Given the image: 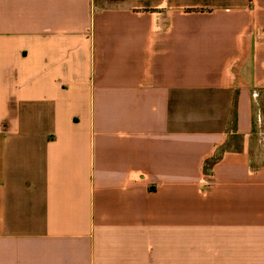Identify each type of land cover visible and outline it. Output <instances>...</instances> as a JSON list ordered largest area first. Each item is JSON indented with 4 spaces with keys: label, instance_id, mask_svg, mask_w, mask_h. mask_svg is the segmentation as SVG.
<instances>
[{
    "label": "crops",
    "instance_id": "0c3cea01",
    "mask_svg": "<svg viewBox=\"0 0 264 264\" xmlns=\"http://www.w3.org/2000/svg\"><path fill=\"white\" fill-rule=\"evenodd\" d=\"M263 121L264 0H0V264H264Z\"/></svg>",
    "mask_w": 264,
    "mask_h": 264
},
{
    "label": "rangeland",
    "instance_id": "374dc122",
    "mask_svg": "<svg viewBox=\"0 0 264 264\" xmlns=\"http://www.w3.org/2000/svg\"><path fill=\"white\" fill-rule=\"evenodd\" d=\"M262 126L264 127L263 123H262ZM263 139H264V137H263ZM253 146L255 147V150L254 151L257 152L258 154H261L264 157V153H262L263 152L262 149L259 146H257L256 143H254Z\"/></svg>",
    "mask_w": 264,
    "mask_h": 264
},
{
    "label": "trees",
    "instance_id": "16d2710c",
    "mask_svg": "<svg viewBox=\"0 0 264 264\" xmlns=\"http://www.w3.org/2000/svg\"><path fill=\"white\" fill-rule=\"evenodd\" d=\"M209 165H211V164H209ZM205 169H208V167H205Z\"/></svg>",
    "mask_w": 264,
    "mask_h": 264
}]
</instances>
